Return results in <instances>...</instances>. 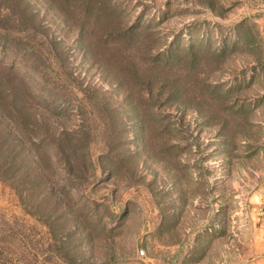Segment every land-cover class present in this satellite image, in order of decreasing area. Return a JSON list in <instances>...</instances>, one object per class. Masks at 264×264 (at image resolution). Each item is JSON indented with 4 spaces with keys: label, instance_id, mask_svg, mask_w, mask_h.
Wrapping results in <instances>:
<instances>
[{
    "label": "rangeland",
    "instance_id": "obj_1",
    "mask_svg": "<svg viewBox=\"0 0 264 264\" xmlns=\"http://www.w3.org/2000/svg\"><path fill=\"white\" fill-rule=\"evenodd\" d=\"M95 1L0 0V264H264V0Z\"/></svg>",
    "mask_w": 264,
    "mask_h": 264
},
{
    "label": "trees",
    "instance_id": "obj_2",
    "mask_svg": "<svg viewBox=\"0 0 264 264\" xmlns=\"http://www.w3.org/2000/svg\"><path fill=\"white\" fill-rule=\"evenodd\" d=\"M12 4H6L7 7H11L13 12L15 9V12L20 15L22 13L21 6L15 3H19L18 0H7ZM57 1V3H62L64 6L68 7L67 11L73 12L74 8L76 6L82 5L85 12L88 10H92L93 8L100 9V5L98 6V3L95 0H54ZM16 5V6H13ZM17 15V14H16ZM15 15V17H16ZM6 16V15H5ZM9 18V17H8ZM13 19V17H10ZM10 84H6L4 80L0 77V125L4 124L5 131L3 132L4 139H8V144L5 147H1V143L3 142L0 139V168L3 166L4 168H11L13 165V159L15 157L16 150L14 148H18L20 150H24V153L28 154L29 149H31V145L35 144L32 138L34 134V129H37L36 126L31 125L27 126L25 118L22 120V116L20 115V111L17 109L18 106H16L18 99V96L21 95L18 92V88L16 84H13L9 82ZM25 99L20 100V104ZM6 117V118H5ZM6 121H12L14 125L16 126L19 124V136L17 137L13 132H11V129L8 127V124ZM11 137L12 139H9ZM30 156V155H29ZM34 164H36L34 162Z\"/></svg>",
    "mask_w": 264,
    "mask_h": 264
},
{
    "label": "crops",
    "instance_id": "obj_3",
    "mask_svg": "<svg viewBox=\"0 0 264 264\" xmlns=\"http://www.w3.org/2000/svg\"><path fill=\"white\" fill-rule=\"evenodd\" d=\"M252 200L254 201L253 209V223L255 228L262 232L264 235V184L256 190L254 193Z\"/></svg>",
    "mask_w": 264,
    "mask_h": 264
}]
</instances>
